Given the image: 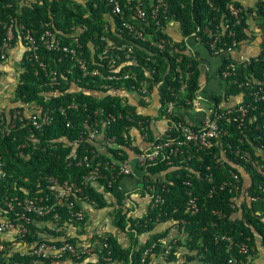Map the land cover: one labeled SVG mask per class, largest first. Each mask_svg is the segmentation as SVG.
I'll return each mask as SVG.
<instances>
[{"label": "trees", "instance_id": "trees-1", "mask_svg": "<svg viewBox=\"0 0 264 264\" xmlns=\"http://www.w3.org/2000/svg\"><path fill=\"white\" fill-rule=\"evenodd\" d=\"M142 1L144 10L151 18L150 13L156 8L159 0ZM121 2L125 19L136 26L143 24L132 15V9L137 2L133 5H128L127 0ZM164 2L167 4V12L164 13V8L161 7L158 11L159 18L167 15L168 19L163 20V25L167 28L174 21L173 24L180 30L181 43L185 38L197 33L204 38L206 46L210 35L204 34L203 31L207 26L212 32H217L218 27L224 32L223 28L229 26L231 28H227L223 35L224 42L230 44L233 41V38H229V33L232 31L238 41L237 50L241 52L243 45L252 43L251 47L254 51L257 50L248 59L239 60L237 65L240 78L263 77L264 41L261 36L264 33V0H164ZM230 3L243 9L242 24L235 28L232 26L236 20L228 10ZM108 4V0H0V70L3 78L12 69V64L9 66L10 56L6 60L1 59L2 47L12 20L18 26L23 25L30 30L38 45H40L39 39L44 22L49 23L54 32L66 36L63 41L65 44L72 43L70 34L79 33L82 50L89 61L90 70L101 64V61L97 60L95 50L104 49L106 42L102 38L105 36L118 43L129 41L136 46V50H143V47L148 49V44L134 41L126 32H122L120 18L113 14V7ZM148 23V26L156 29L153 20L150 19ZM18 33L20 32L16 30L17 38L13 41V50H21L16 56L21 70L18 72L17 85L10 103L22 108L42 111L48 107L66 106L76 101L79 103V112H73L70 116L75 129L67 128L65 118L56 115L55 122L42 131L25 128L9 137L3 138L0 135V151L5 162L4 171L7 173L5 178L0 176L1 219L14 218V214L3 204L5 194L18 196L21 199L40 197L52 191L51 185L47 182V177L50 176L80 182L87 169L75 165L78 154L80 158L85 151L84 142L79 141V147L77 145L78 135L80 136L81 130L87 128L85 120L95 109L104 107L116 113L132 111L137 121L146 118L152 123H157L162 117L169 115L165 103L170 101L169 78L161 88L162 96L159 103L162 110L158 114L159 117H155L154 111L150 110V104L138 103L135 100L136 96L131 97L134 99L133 103L129 102L128 95L132 94L131 90L127 87L123 91L122 83H112L113 89H104L101 87L103 81L100 78L82 77L81 71L74 67L70 58L58 52H48L41 46L35 56H32L33 52L28 51L24 43L21 45L18 43ZM168 39L172 41L174 36ZM137 53L138 56H143L138 51ZM38 56L51 63V67L58 71L62 82L59 87L51 89L45 84L44 73L41 72L37 61ZM166 56H169L168 52ZM185 60L193 61L195 66V74L187 93L188 97L194 98L201 84L199 62L197 59L192 60L188 52ZM134 69L137 73L140 72L139 66ZM37 71H40L38 75ZM139 78H145L142 71ZM226 90L227 96L233 97L228 98L229 101L225 99L229 105L237 102L236 97L243 96L242 90L237 86ZM245 99L247 101L249 98L245 95ZM214 100L216 106H219L222 98L219 96ZM137 104L147 107L148 112L138 113ZM256 106L257 110L250 114L241 129H237L234 125L229 126L228 120L222 123L225 129L228 128L230 131L224 143L214 142L207 148L189 143L178 147L177 152H172L176 144L166 149L156 162L147 167V174L141 186L137 185L130 190L132 186L127 184V181L122 184L124 179L111 188H108L103 181L92 183L85 190V194L99 205L84 206L95 208L100 213L104 208L109 210L110 224L113 226L112 234L108 233V230L105 232L110 240L112 260L106 262L104 258L107 256V250L95 246L92 255L74 264H232L230 263L232 259H236V264H264V192L262 190L264 180L250 164L238 159L234 153L236 147H239L250 151L255 159L264 163V101L257 103ZM8 111L11 110L0 108V113ZM172 118L176 124H179V120H183L185 127L197 129L190 125L191 121L179 113L174 114ZM251 118H255L256 121H252ZM126 124V121L121 120L108 130L109 134L118 135L119 140L124 141L122 133ZM161 124L162 140L183 138L179 127L166 134L168 123ZM157 135L154 129L151 130V140H155ZM169 136L171 139L168 138ZM239 139H242L243 143L238 142ZM227 143L234 145L232 150ZM75 146H77L76 152H74ZM127 157L128 154L124 152V158ZM70 161H74L71 166ZM234 175L239 176L241 181L239 195L230 191V184L222 188L224 183L233 180ZM209 176H212V181ZM187 182H190L191 186L187 185ZM189 192H193L197 198L199 212L196 214L187 210ZM137 193H142L143 196L149 195L151 198L154 195H161L165 203L157 210L147 206L135 216L128 217L129 212L134 208L131 201L135 199ZM255 197L259 201H253ZM106 199L113 201L109 203ZM32 219L29 225L30 234L20 240L17 247L11 245L16 237L13 232L0 234V264H38L36 260H31L22 253L27 247H34L44 241L60 238L79 245L91 243L94 245L96 239L103 237L101 236L103 233L95 227L96 222L94 223L91 217L86 216L84 221L79 222V226L76 224L69 226L63 234L52 231L51 226H55L51 220L52 216L38 218L32 215ZM182 220L185 222L181 223ZM17 224L21 225L23 222L17 220ZM176 224H179L175 228L178 235L169 241L171 229ZM159 226H164L165 229L157 232ZM76 231L77 234L74 235ZM242 242H247L255 250L250 249L248 254L241 255L238 245ZM152 247H154L152 252L143 261L146 250ZM167 249L170 250V254L165 258ZM50 263L45 261L42 264Z\"/></svg>", "mask_w": 264, "mask_h": 264}, {"label": "built area", "instance_id": "built-area-1", "mask_svg": "<svg viewBox=\"0 0 264 264\" xmlns=\"http://www.w3.org/2000/svg\"><path fill=\"white\" fill-rule=\"evenodd\" d=\"M108 1V6L111 5L113 7V14L120 18L122 32H126L134 41L148 44V49L143 47V50H136V46L129 41L118 43L105 36L102 38L106 42L104 49L95 50L97 60L101 61V64L99 63L98 67L90 70L89 61L85 56L84 50H82L83 45L79 39V33L70 34L69 38L72 43L65 44L63 41L66 36L63 33L54 32L50 28V24L44 22L42 23V32L39 39L40 45H38L30 30L23 25L18 26L12 20L2 47L1 59L6 60L14 51L13 41L17 38L16 30H18L20 32L18 33V43H24L28 47V51L33 52L32 56H35L41 46L48 52H58L70 58L74 67L81 71L82 77L92 76L100 78L103 81L101 87L104 89H113L112 83H122L123 91L127 87L131 90L132 94L128 95L129 102L133 103L134 99L131 97L136 96L135 100L138 103L150 104V110L154 111L155 117H159L158 114L162 110L161 103H159L162 96L161 88H163L169 78L168 91L170 92V101L165 102L167 104V114L169 115L168 117H162L160 121L161 123H168L166 134H170L179 127L182 130L183 138L176 140L171 139L169 136L168 138L171 140H162L160 133L156 132L160 121L152 123L146 118L137 121L132 111L116 113L104 107L95 109L85 120L87 128L81 130L79 132L80 136L78 135L77 145L79 147V141L84 142L85 151L80 158L78 154L75 165L87 169L80 182L61 180L56 176H50L47 177V182L51 185L52 191L40 197L21 199L18 196L5 194L3 204L14 214V218H0V234L13 232L16 236L11 244L13 247H17L20 240L30 234L29 225L33 221L32 215L38 218L52 216L51 220L55 225L54 227L51 226L52 231L63 234L69 226L73 224L79 226V222L86 219L87 206H84L85 204L99 205L85 194V190L92 183L103 181L108 188H111L123 179L137 178V185L141 186L147 174V167L156 162L166 149L176 144L172 152H177L179 150L178 147L189 143H194L200 148L210 147L214 142H219L228 134V128L225 129L222 125L224 121L228 120L230 122L229 126L234 125L237 129H241L250 114L257 110L256 104L264 101V73L261 79L253 78L252 76H246L241 79L238 72V63L236 62L239 52L237 50L238 41L235 39L234 32L230 31L229 33V38H233L230 44L223 41L224 32L231 27L223 28L224 32L218 27L217 32H212L210 27L207 26L203 31L204 34L210 35L206 44L211 52L214 55H223L227 60L221 72L225 81V90L223 95L220 96L222 101L219 106H216L215 100H213L211 106L205 109L202 107V92L200 90L194 98L187 96L191 80L195 74V66L193 61L187 62L185 60L188 50H191L188 44L189 40L194 38L198 43H203L204 38L194 33L192 37L185 38L183 43L174 39L169 41L168 37H171L172 34L168 33L167 37L169 28L163 25V20L168 19L167 15L164 18H159L158 14L161 7L164 8V13L167 12V4L164 0H159L156 8L152 9L151 18L148 17L149 13L144 10V2L142 0H127L128 5H133V3L137 2L132 9V15L136 20L143 22L140 26H136L125 19V11L122 8L121 0ZM228 10L236 20L232 28L240 26L244 18L241 14L243 9L238 8L234 3H230ZM150 19L154 21L156 29L148 26ZM173 23L174 21L170 25H173ZM106 30L109 31L108 27H106ZM261 37L264 41V33ZM219 45H222V47H219ZM137 51L143 56H138ZM166 52L169 53L168 57ZM191 54L192 52L189 51L188 55ZM37 61L41 72L44 73L45 84L51 89L59 87L62 82L58 71L51 67V63H47L39 56ZM136 66L140 68L139 73L134 69ZM141 71L145 77L143 79L139 78ZM39 73L40 71H37L36 74L38 75ZM2 79L3 76L0 70V84ZM235 86L242 90L243 96L238 97L240 98L238 102L229 105L225 99L233 97L227 96L226 89ZM245 95L249 98L247 101ZM137 105H139L138 113L144 114L148 112L146 110L147 107H143L140 104ZM7 110L11 111L0 113V135L3 138L9 137L25 128L42 131L55 122L56 115L65 118L67 128L75 129L70 116L73 112H79V103L72 101L66 106L48 107L42 111L22 108L17 105ZM192 110L198 111L204 116L199 124H190L192 127L197 128L195 130L185 127L183 120H179V124H176L172 118L174 114L179 113L187 119L185 116L186 112ZM121 120L127 123L125 131L122 133L124 141H120L118 135H110L108 131ZM251 120L256 121L255 118H251ZM153 129L158 134L155 140L150 138V132ZM167 131L170 132L167 133ZM239 141L243 142L242 139H239ZM76 151L77 146L74 149V152ZM124 152L128 154L127 158H124ZM234 153L238 159L250 164L264 180V163L255 159L248 150L237 148ZM3 159V154L0 151V176L5 178L7 173L4 171L5 162ZM190 159L191 157H189ZM73 162L70 161L69 165L71 166ZM209 178L212 181V176H209ZM240 182L239 176L234 175L233 180L230 183H224L222 188L224 189L230 184V191L239 195L241 192ZM186 184L191 186L190 182ZM262 190L264 192V189ZM189 196L187 210L192 214H196L199 212L197 198L193 195V192H189ZM252 200L259 201L257 197ZM164 203L165 199L161 195H154L151 198L149 195L143 196L142 193H137L135 199L133 198L131 201L134 208L133 211L129 212L128 217L135 216L147 206H151L152 210H157ZM17 220H21L23 224L18 225ZM184 222V220L181 221V223ZM178 226L179 224H176L172 230ZM77 231L79 232V227ZM77 231L74 235L77 234ZM101 236L103 237L95 240L94 245L92 243L79 245L60 238L58 240L44 241L34 245V247H27L22 254L26 257L29 256L31 260H36L38 264H42L45 261L51 262L50 264H74L84 257L92 255L95 246H97L102 250H107V256L104 259L106 262H111L112 251L109 237L106 234ZM229 241L231 242L232 240L229 238ZM153 248L146 250L143 255V261L152 252ZM238 248L241 255L248 254L250 249L255 250L247 242L240 243ZM7 249H9V246ZM169 254L170 250L167 249L164 255L165 258H168ZM230 263L236 264V259L230 260Z\"/></svg>", "mask_w": 264, "mask_h": 264}, {"label": "crops", "instance_id": "crops-1", "mask_svg": "<svg viewBox=\"0 0 264 264\" xmlns=\"http://www.w3.org/2000/svg\"><path fill=\"white\" fill-rule=\"evenodd\" d=\"M178 28V27H177ZM173 32V30H170ZM174 39L177 42H181V34L179 30V36L176 37L175 35ZM189 47L191 48L190 52H192L195 57L197 58L199 62V69L201 72L200 75V83H201V89L202 92L201 98L203 101L207 102L209 106H211V102L215 99V97H219L223 95V92L225 90V84L220 76V65L222 63L221 56H216L212 54L205 46L198 44L195 40H190L188 42ZM253 44V43H252ZM252 44L248 45L245 44L241 48V54L239 53V59L246 60L250 56L254 55L257 50L254 51V49L251 47ZM21 45V44H20ZM19 50L18 52H20ZM244 52V54L242 53ZM17 56V54H16ZM4 78L2 79L3 82ZM1 82V84H2ZM1 92L2 89L0 88ZM3 102V103H2ZM1 109H11L12 107L16 105H12L10 101H0ZM208 106V107H209ZM187 119L191 121L193 124H199V122L203 119V115L195 110H192L190 112H186ZM155 129V128H154ZM159 131H162L163 126L160 122V124L157 125V128ZM156 131L158 134L161 132ZM125 181H127V184H130L131 189L134 188L137 185V178H127L123 180L122 184H125ZM104 211L100 212L95 208H89L87 207V217H91L93 222L95 223V227L98 228L99 231H101L103 234H106V230H108L110 234L112 225L110 224L111 218L109 217V210L108 209H102ZM164 226H159L156 230L157 232H162L164 230ZM114 232V230L112 231ZM178 233L176 232V229H171V234L169 235V241H172L177 237Z\"/></svg>", "mask_w": 264, "mask_h": 264}, {"label": "rangeland", "instance_id": "rangeland-1", "mask_svg": "<svg viewBox=\"0 0 264 264\" xmlns=\"http://www.w3.org/2000/svg\"><path fill=\"white\" fill-rule=\"evenodd\" d=\"M168 28H169V30H173V32H171L173 35H175L176 37L179 36V30L175 24H173V25L169 24ZM18 51L19 50H14L12 52V54H10L9 66L12 64V69H11V71L7 72V75L4 76V80H3L2 84L0 85V88L2 89V92L0 93L2 101H11V99L13 98V95H14L15 86L17 85V80H18V72L21 70L20 64L16 59V54ZM242 53L244 54V52H242ZM202 107L207 109L208 108L207 102L202 101ZM111 201H113V200L106 199V202L110 203Z\"/></svg>", "mask_w": 264, "mask_h": 264}, {"label": "clouds", "instance_id": "clouds-1", "mask_svg": "<svg viewBox=\"0 0 264 264\" xmlns=\"http://www.w3.org/2000/svg\"><path fill=\"white\" fill-rule=\"evenodd\" d=\"M179 30V29H178ZM168 33H171V31L170 30H168ZM172 34V33H171ZM173 35V34H172ZM190 40H195L194 38H191ZM189 40V41H190ZM196 41V40H195ZM204 41V40H203ZM197 42V41H196ZM207 42V41H206ZM198 43V42H197ZM198 44H201V45H203V46H205L204 45V42L203 43H198ZM210 52H211V50H210V48H209V46L206 44V46H205ZM190 50H188V52H189ZM239 53H240V51L238 52V54H237V63L239 62V60L241 61V59H239ZM213 54V53H212ZM191 56H192V60H195V59H197L196 57H195V55L192 53L191 54ZM216 56H221V59H222V63H221V65H220V76H221V78H222V74H221V72H222V69H223V67H224V64L226 63V59L224 58L225 56H223V55H216ZM194 69H195V67H194ZM222 80H223V78H222ZM223 82H224V84H225V81L223 80ZM200 89H201V84H200ZM240 100V98H238V97H236V101L238 102ZM203 101V100H202ZM208 106H209V104H208ZM210 107V106H209ZM236 127V126H235ZM228 131V134L223 138V139H221L220 141L221 142H223L224 143V140H225V138L230 134V131L229 130H227ZM238 142H240L239 140H238ZM241 143V142H240ZM243 143V142H242ZM227 145L229 146V149L230 150H232V148H233V144L232 143H227ZM237 148H239V147H236V149ZM236 151V150H235ZM137 186V185H136Z\"/></svg>", "mask_w": 264, "mask_h": 264}]
</instances>
